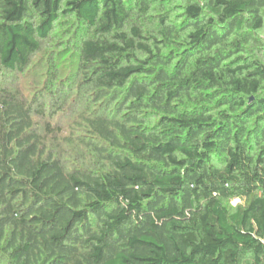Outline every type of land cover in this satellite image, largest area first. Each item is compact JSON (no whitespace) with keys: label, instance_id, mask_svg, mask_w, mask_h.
I'll use <instances>...</instances> for the list:
<instances>
[{"label":"trees","instance_id":"obj_1","mask_svg":"<svg viewBox=\"0 0 264 264\" xmlns=\"http://www.w3.org/2000/svg\"><path fill=\"white\" fill-rule=\"evenodd\" d=\"M263 220L264 0H0V264H264Z\"/></svg>","mask_w":264,"mask_h":264},{"label":"rangeland","instance_id":"obj_2","mask_svg":"<svg viewBox=\"0 0 264 264\" xmlns=\"http://www.w3.org/2000/svg\"><path fill=\"white\" fill-rule=\"evenodd\" d=\"M251 53H255V49H252ZM63 54L64 55H62L61 59H60L61 61H59V65H60L61 69L64 70L63 77H67L69 74V71H70V58L67 55V53H63ZM38 60H41V56L38 58ZM38 62H40V63H38L39 66H45L44 64L46 63V60L38 61ZM43 70H45V67L43 68ZM64 81H66V80L64 79ZM25 83L27 85H29L30 88H33V84L36 83V80L33 79V75H32L31 77H29V79H27V81ZM40 86H41V84H40ZM60 124H61V126L64 127L67 134H72L74 132L75 136H78L79 132L77 130H75V128H73L74 125H73V123H71L69 117L60 118ZM74 133L72 135H74ZM238 202H239L238 200H233L231 202V204L234 206ZM263 228H264V220H263Z\"/></svg>","mask_w":264,"mask_h":264}]
</instances>
